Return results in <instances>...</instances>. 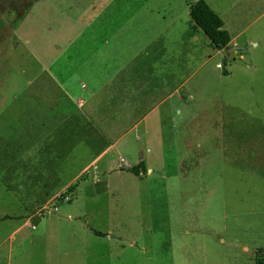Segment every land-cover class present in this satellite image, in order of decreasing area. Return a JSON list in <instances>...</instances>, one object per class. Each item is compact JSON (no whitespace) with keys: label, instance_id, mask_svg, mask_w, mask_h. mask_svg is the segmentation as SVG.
<instances>
[{"label":"rangeland","instance_id":"374dc122","mask_svg":"<svg viewBox=\"0 0 264 264\" xmlns=\"http://www.w3.org/2000/svg\"><path fill=\"white\" fill-rule=\"evenodd\" d=\"M184 1L114 0L78 37L72 19L96 10L95 0H0V253L11 252L9 264L264 261V18L223 50L201 31L183 43L174 28L163 67L152 24L183 11ZM142 46L145 65L135 55ZM102 52L126 77L125 96L113 103L133 112L122 123L109 114L103 139L84 125L94 120L74 96L63 104V128L36 125L41 96L55 90L47 74L75 81ZM56 60L66 62L63 72ZM14 93L32 99L31 149L26 142L22 158L10 156ZM120 156L151 173H128Z\"/></svg>","mask_w":264,"mask_h":264},{"label":"crops","instance_id":"0c3cea01","mask_svg":"<svg viewBox=\"0 0 264 264\" xmlns=\"http://www.w3.org/2000/svg\"><path fill=\"white\" fill-rule=\"evenodd\" d=\"M113 1L114 0H95V6H93L92 8H95L96 10L92 12L90 11L91 8H89L88 12L85 11L84 13H82L81 16L79 15L78 18L72 19L73 24L75 25V33H78L77 36H83L82 34L87 33L91 25L97 22V15L102 10V8L100 7L102 6L104 10L105 7H108L109 4H111ZM195 2L196 0H185V9L183 11L176 13V15L168 21H166V19H162L161 21H155V23L152 24L153 35L151 46H158L163 50V53H161L160 56L162 58L159 59V62L162 63L161 66L164 67L166 62L170 61L169 50L175 44L176 40L174 33L171 32L174 30V28L183 33L182 35L180 33V40L183 41V43L187 42L189 44L197 40L199 35L198 31L200 30L194 26L193 22L190 20L189 17V6L194 4ZM204 2L221 19L223 23V29L229 33L231 38L229 46L233 43H236L241 38L244 32H246L249 28H251L258 21H261L264 18V0H204ZM125 7L126 6H124V8ZM86 12L88 13L87 17L85 16ZM129 21L131 22L132 20ZM129 21L126 20L124 23L126 24ZM99 28L102 27L99 26ZM66 47L67 48L65 49L59 50L58 56L64 55L69 46ZM101 48L105 49L104 46ZM103 53L104 52H102V55L98 59L93 58L90 55L88 57V61H84V63L82 64L88 65L87 69L83 70L82 76H80V78L78 79L75 78V81H70L74 78L73 74L70 77H67V81L63 80V83H60L57 80L55 82L52 75L47 74V77H49L50 81L54 84L55 90H53L51 94H49V99L43 100L41 96V102L44 103L45 107V114L41 115L40 120L38 121L39 123H36V125L38 124V126L43 130L49 127V124L53 128H56L57 126L63 128V104L64 102L68 101L73 102L72 98L74 96H76L75 104L77 105V108L84 109L85 113L95 122L94 123L87 121L84 125H86L87 127H91L93 130L98 127L100 129L98 130L99 137L103 139L104 137H106V132L110 128L109 123L107 121L108 119L112 118V115L110 116L109 114H118V116L115 117L118 123H122L123 119L126 117V114L128 112H133L129 111L128 108H126L124 102L113 103V97L125 96V94H123V92L125 91L123 89L125 85L119 82L125 80L126 77L124 74H122V69H117L114 71L111 69L112 64L115 63L114 61L116 59L111 60L109 57L104 56ZM142 54L143 46L140 49V54L136 53L135 55H140L142 61H139V63L141 65H145L146 62L145 60L143 61L144 57ZM135 55L131 56L130 62L132 58L135 57ZM56 63H58L57 60ZM58 64L61 67V71L63 72V69H66L67 66L65 65L66 62H61ZM126 66L128 67V65L126 64L124 65V68H127ZM217 67L220 68V65L217 64ZM117 76L120 77L118 79L117 84L114 86L111 85V81ZM100 80H102V83L100 82ZM130 80L132 81V79ZM184 82L185 81H183V83ZM180 86L181 84L179 85V87ZM177 89L178 87L174 88V90L168 96H171V94L175 93ZM84 90H87V93ZM86 96H88V100ZM20 97L21 95L19 93H14L11 96V101L9 105V117L12 120L10 121L11 124L9 128L12 129L13 136L9 137V144L12 147V152L10 153V156L14 157L15 154H18V156H20L19 158H22L27 155L28 151L30 153L33 125L31 123V96L22 100H20ZM65 98L67 100H65ZM112 107L117 108L113 110ZM27 110L28 121L26 120ZM58 112H60V115H58ZM48 113L51 115L49 116ZM19 114H21L23 117H21ZM140 120L136 121L135 124L132 125L131 129L134 128L140 122ZM122 126V124L118 125V127ZM35 138L39 139L40 136L37 137V134H35ZM15 139H17V141H20V143L24 145V149H20L17 153V150L15 149L16 144H12V142H15ZM120 139L121 137L116 139L114 142L110 143L108 149H106L103 153H107V151L110 150V148H112ZM26 142H30L28 143L29 146L27 152ZM125 160L126 159L124 157L120 156L119 166H127V168H129L130 166L133 167L129 163H127L126 165ZM145 169V174L151 173L150 169H147L146 167ZM10 255V251L7 252V255L0 253V264H9L11 258ZM3 257L7 258L4 259Z\"/></svg>","mask_w":264,"mask_h":264},{"label":"trees","instance_id":"16d2710c","mask_svg":"<svg viewBox=\"0 0 264 264\" xmlns=\"http://www.w3.org/2000/svg\"><path fill=\"white\" fill-rule=\"evenodd\" d=\"M30 3L37 2L38 0H28ZM189 17L194 26L198 28L209 40L210 46L216 50H223L229 46L231 41L230 35L223 29V23L221 19L210 9V7L204 2V0H196V2L189 6ZM223 75H227L225 71ZM126 171L134 176H139L142 173H146L145 166L142 162H139L136 166L127 168ZM95 188L96 194L102 193ZM76 189V184L69 186L66 189L64 196L68 193H72ZM4 219H8L5 217ZM3 219V220H4ZM96 236H105V234L93 231ZM258 264H264V261H259Z\"/></svg>","mask_w":264,"mask_h":264}]
</instances>
